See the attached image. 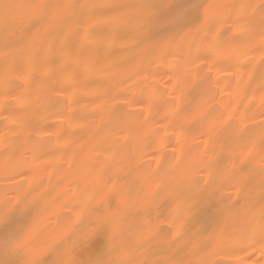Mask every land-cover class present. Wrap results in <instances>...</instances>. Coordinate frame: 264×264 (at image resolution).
Masks as SVG:
<instances>
[{
    "label": "bare ground",
    "instance_id": "6f19581e",
    "mask_svg": "<svg viewBox=\"0 0 264 264\" xmlns=\"http://www.w3.org/2000/svg\"><path fill=\"white\" fill-rule=\"evenodd\" d=\"M64 2L106 5L148 0ZM207 2L241 5L260 0ZM77 12L83 13L78 16L83 29L75 37L76 49H96L87 72L77 68L72 57L55 66V78L36 73L32 83H13L14 74L5 72L0 36V211L6 199L23 196L31 185L44 193V204L50 205L40 231L66 238L72 231L88 229L87 214L76 218L82 193L94 190L98 197L113 185L124 186L131 193L122 210L127 229H146V222H154L158 212L169 217L187 215L191 230L223 235V243L208 253L215 264H264L259 237H252L241 221L224 211L230 188L188 192L177 177L173 181L180 185L177 191L156 198L155 207L149 206L142 190L146 174L155 179L156 162L173 155L181 159L190 155L198 178L209 180L206 171L195 169L204 154L199 145L207 142L209 129L221 137L237 126L245 134L258 133L264 120L260 54L245 58L228 49L209 54L204 48L207 40L195 32L161 31V43L147 47L132 38L123 19L105 20V10L99 8ZM230 12L223 17L222 36L232 35L229 25L235 17L230 18ZM253 27L258 30V23ZM208 146L211 149V142ZM220 154L217 148L215 155ZM108 206L115 210V202L108 201ZM158 249L155 241L145 242L135 255L156 260ZM110 258L118 262L126 257L114 250Z\"/></svg>",
    "mask_w": 264,
    "mask_h": 264
},
{
    "label": "snow or ice",
    "instance_id": "6c2138e0",
    "mask_svg": "<svg viewBox=\"0 0 264 264\" xmlns=\"http://www.w3.org/2000/svg\"><path fill=\"white\" fill-rule=\"evenodd\" d=\"M97 8L105 10V20L123 19L132 31V38L147 47L161 43L158 39L161 31L184 35L195 32L207 40L204 48L212 55L228 49L248 58L258 52L261 92L264 93V0L259 4L241 5L208 3L207 0L165 3L148 0L106 5H78L64 0H32L30 3L4 0L0 2V36L5 49V72L14 74L13 83L22 80L32 83L36 73L55 78V66H63L72 57H76L73 63L77 68L87 72L96 49L77 50L75 47V37L83 29L78 19L83 13L78 14L77 9ZM228 10H231L230 18L235 17L229 25L232 35L222 36L223 17ZM93 18L89 14V20ZM257 23L258 30L253 27ZM166 42L171 43V39ZM191 48L189 45V50ZM196 51L200 52L199 46ZM75 78L74 75L72 79ZM261 102L264 103V95ZM228 120H232L231 115ZM205 136L207 142L202 140L199 145L204 154L198 158L195 169L206 171L209 180L198 178L190 155L183 159L173 155L163 163L156 162L155 179L151 173L145 175L142 189L145 198L150 200V207H155L156 198L177 191L180 185L173 183L177 177L188 192L209 187L223 192L230 188L232 195L227 197L224 211L241 221L252 237H259V251L264 257V120L260 122L258 133L245 134L237 126L222 137L214 129H209ZM217 148L219 156L215 155ZM130 195L129 189L115 185L98 197L94 190L82 193L78 197L80 207L76 218L79 220L87 214L88 229L72 231L65 238L40 231L41 219L50 212V205L44 204L47 197L43 192L29 185L23 196L6 199L0 211V264H215L208 253L223 243V235L206 229L191 230L187 215L169 217L158 212L154 222H146V229L135 232L127 229L122 210ZM108 201L115 202V210L108 206ZM153 241L159 245V259L149 261L135 255L145 242ZM114 250L123 252L126 258L118 262L112 260Z\"/></svg>",
    "mask_w": 264,
    "mask_h": 264
}]
</instances>
